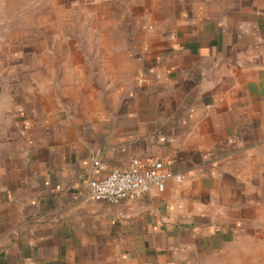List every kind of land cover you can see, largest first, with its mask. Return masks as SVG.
Here are the masks:
<instances>
[{
	"label": "crops",
	"instance_id": "crops-1",
	"mask_svg": "<svg viewBox=\"0 0 264 264\" xmlns=\"http://www.w3.org/2000/svg\"><path fill=\"white\" fill-rule=\"evenodd\" d=\"M221 1H141L143 83L0 86V264H264V0ZM144 156L183 179L88 193Z\"/></svg>",
	"mask_w": 264,
	"mask_h": 264
},
{
	"label": "rangeland",
	"instance_id": "rangeland-1",
	"mask_svg": "<svg viewBox=\"0 0 264 264\" xmlns=\"http://www.w3.org/2000/svg\"><path fill=\"white\" fill-rule=\"evenodd\" d=\"M138 1L0 0V86H64L75 67L73 86L137 84L132 52L145 56L148 28Z\"/></svg>",
	"mask_w": 264,
	"mask_h": 264
},
{
	"label": "built area",
	"instance_id": "built-area-1",
	"mask_svg": "<svg viewBox=\"0 0 264 264\" xmlns=\"http://www.w3.org/2000/svg\"><path fill=\"white\" fill-rule=\"evenodd\" d=\"M148 28L151 29L152 26ZM145 50L150 52L149 46L145 45ZM139 81H145L144 72L139 73ZM171 179L181 181L183 176L166 169L162 160L157 157H134L127 167H113L107 176L89 179L87 189L97 200L120 203L127 197L142 198L151 190L162 192Z\"/></svg>",
	"mask_w": 264,
	"mask_h": 264
}]
</instances>
